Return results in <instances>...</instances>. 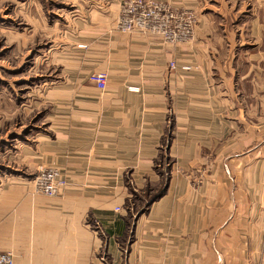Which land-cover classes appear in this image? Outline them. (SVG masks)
<instances>
[{"label": "crops", "instance_id": "1", "mask_svg": "<svg viewBox=\"0 0 264 264\" xmlns=\"http://www.w3.org/2000/svg\"><path fill=\"white\" fill-rule=\"evenodd\" d=\"M158 1L198 15L194 41L116 30L123 0L68 9L72 35L53 38L58 75L39 99L49 124L18 150L27 176L0 180L10 264L264 263V0ZM42 3L0 0V34L18 31L1 19L20 14L33 31ZM2 45L1 61L22 46ZM42 166L61 170L62 194L32 191ZM162 188L130 216L136 192Z\"/></svg>", "mask_w": 264, "mask_h": 264}, {"label": "rangeland", "instance_id": "2", "mask_svg": "<svg viewBox=\"0 0 264 264\" xmlns=\"http://www.w3.org/2000/svg\"><path fill=\"white\" fill-rule=\"evenodd\" d=\"M8 1L5 0V3ZM39 1L42 3L41 0ZM43 1L42 4L49 9L41 11V21L31 20L34 25L31 32L26 25L29 24L27 19L21 14L16 15L15 19H1L5 24L24 32L10 29L23 37L22 39L12 36L10 30L5 36L0 34V47L1 43H3L2 46L5 43L7 46L14 47L22 45L21 50L19 48L15 50L18 53L16 59L1 61L9 48L5 49L4 53L0 52V180L6 179L10 174L16 173L23 176L28 174L25 167L18 165V150L23 143L28 142L37 133L45 131L49 124L48 111L40 106L39 99L43 83L47 82L50 76L53 78L58 75V57L63 52L58 53L55 50L53 38L56 36L63 40L65 35L62 36V32H65L67 36L72 35L69 31L72 26L68 21L75 19L68 9L74 5L75 0ZM48 21L51 28L48 26ZM49 49L56 58L45 61L47 57L50 58ZM23 176H21L22 179L26 178ZM128 209L133 210V215L130 216L134 218L138 209L132 203L128 205ZM133 223L134 221L130 224L131 228ZM126 240L128 241L129 238ZM105 243L107 244V241L103 239V247L107 249ZM107 258L112 259L108 254Z\"/></svg>", "mask_w": 264, "mask_h": 264}, {"label": "built area", "instance_id": "3", "mask_svg": "<svg viewBox=\"0 0 264 264\" xmlns=\"http://www.w3.org/2000/svg\"><path fill=\"white\" fill-rule=\"evenodd\" d=\"M198 15L184 8L158 0H123L116 20V30L131 32L139 29L158 36L165 43H190L196 38ZM91 80L104 89L107 77L104 73L91 75ZM35 194L54 197L66 190L67 180L55 166H42L31 179ZM12 253L0 251V264H10ZM264 264V263H261Z\"/></svg>", "mask_w": 264, "mask_h": 264}, {"label": "trees", "instance_id": "4", "mask_svg": "<svg viewBox=\"0 0 264 264\" xmlns=\"http://www.w3.org/2000/svg\"><path fill=\"white\" fill-rule=\"evenodd\" d=\"M162 158H163V161L161 163V165L163 164L164 162V157L165 158H169L168 156H166L165 154V150L162 149ZM166 160H165V164L163 165V168L162 166H158V170L163 174L164 177H167V175H169V171L171 169L170 167V162L168 164H166ZM167 187V186H166ZM166 188H162L159 192L157 193H149V192H136L134 194V197L131 201V203L135 206L136 209H141L140 212H146L149 207H150V203L155 201L157 198H159L164 192H165Z\"/></svg>", "mask_w": 264, "mask_h": 264}, {"label": "water", "instance_id": "5", "mask_svg": "<svg viewBox=\"0 0 264 264\" xmlns=\"http://www.w3.org/2000/svg\"><path fill=\"white\" fill-rule=\"evenodd\" d=\"M141 213V212H140Z\"/></svg>", "mask_w": 264, "mask_h": 264}]
</instances>
